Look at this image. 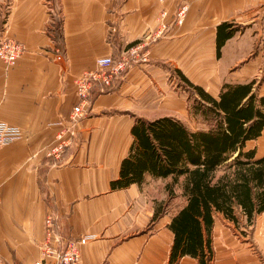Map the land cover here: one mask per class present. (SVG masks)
Wrapping results in <instances>:
<instances>
[{"label": "crops", "instance_id": "obj_1", "mask_svg": "<svg viewBox=\"0 0 264 264\" xmlns=\"http://www.w3.org/2000/svg\"><path fill=\"white\" fill-rule=\"evenodd\" d=\"M222 23L231 26L221 37L234 30L217 57ZM0 31L25 48L13 66L0 59V121L24 132L0 150V264L40 258L48 213L62 239L85 238L78 264H168L171 218L152 194L170 177L110 183L135 116L182 121L185 93L170 89L173 73L216 98L224 83L252 80L264 96V0H0ZM105 55L125 69L111 85L96 84L72 122L77 80ZM61 140L60 154L48 156ZM246 145L264 155V128ZM248 227L264 249V211ZM215 260L214 249L213 264H234ZM177 264L197 262L184 255ZM240 264L264 260L246 255Z\"/></svg>", "mask_w": 264, "mask_h": 264}, {"label": "trees", "instance_id": "obj_2", "mask_svg": "<svg viewBox=\"0 0 264 264\" xmlns=\"http://www.w3.org/2000/svg\"><path fill=\"white\" fill-rule=\"evenodd\" d=\"M218 26L216 55L234 29L221 37ZM188 85L193 97L192 115L206 128L190 130L182 121L170 116L146 119L135 116L130 129L132 142L128 155L120 164L119 176L112 189L140 184L145 174L170 177L172 184L183 177L182 193L186 203L168 224L173 234L168 264H177L184 255L196 258L197 264H213L212 230L214 215L237 224L244 217L251 226L264 211V155L246 143L261 135L264 128V96L254 85L224 83L216 97L201 86ZM224 168L215 179V172Z\"/></svg>", "mask_w": 264, "mask_h": 264}, {"label": "built area", "instance_id": "obj_3", "mask_svg": "<svg viewBox=\"0 0 264 264\" xmlns=\"http://www.w3.org/2000/svg\"><path fill=\"white\" fill-rule=\"evenodd\" d=\"M24 49V45L19 41L8 36H1L0 59L7 65H15ZM95 65L93 70L83 73L77 80L76 93L79 103L72 110V122H76L83 116L85 104L89 101L93 87L96 84L111 85L112 81L125 69V62H115L110 55L98 57ZM23 134L24 132L19 126L0 121V150L21 139ZM65 145V141L61 140L47 152V155L57 156ZM58 229V216L48 213L44 219L45 239L40 244V258L32 263L22 262L19 264H78L80 259L79 242L85 238L65 240L60 236Z\"/></svg>", "mask_w": 264, "mask_h": 264}, {"label": "rangeland", "instance_id": "obj_4", "mask_svg": "<svg viewBox=\"0 0 264 264\" xmlns=\"http://www.w3.org/2000/svg\"><path fill=\"white\" fill-rule=\"evenodd\" d=\"M261 74L263 73L261 72ZM170 83V89L174 88L176 90L184 91L185 93V105L181 110L177 111L180 112L179 114L182 118V121L191 130H196L198 128H206V125L200 120V118L192 115L191 106L193 103V97L191 95V98H188L190 96L188 94V85L180 78V76L176 72L171 75ZM261 142L262 141H259L253 144H256L261 150L263 146ZM223 172V167L217 170L215 172V179L222 175ZM167 182H169L168 184L170 185L171 179H167L166 182L164 180L160 181V188L154 190L152 195L154 207L158 206L159 209L162 206H165V215L170 219L186 203V197L182 193L183 177H180L177 183L172 184L171 188L168 186V194L166 197L164 191V184H166ZM214 219L215 228H213V246L215 249V259L217 260V262L231 261L234 264H240V259L245 260L246 255L256 257L260 260H264V249L256 240L253 229H251L252 227H248L245 224L246 221L244 217L239 218V222L237 224H234L233 222L225 219L223 216H218L217 214L214 215Z\"/></svg>", "mask_w": 264, "mask_h": 264}]
</instances>
